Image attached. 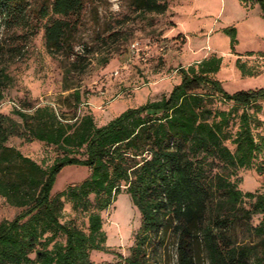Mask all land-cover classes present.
I'll return each mask as SVG.
<instances>
[{
	"label": "trees",
	"instance_id": "trees-1",
	"mask_svg": "<svg viewBox=\"0 0 264 264\" xmlns=\"http://www.w3.org/2000/svg\"><path fill=\"white\" fill-rule=\"evenodd\" d=\"M84 1L0 0V22L35 33L45 21L48 49L70 55L68 38ZM253 1L264 14V0ZM135 6L163 14L168 0H135ZM236 64L243 75L255 74L240 59ZM221 65L213 56L180 66L181 80L169 94L103 125L79 113V89L62 103L60 97L44 105L23 101L14 110L18 119L0 113V196L22 209L0 221V264H150V252L169 234L178 264H203L202 251L208 264H264V191L244 192L233 180L241 169L264 175V159L257 163L264 156V135L257 132L264 88L226 92L215 77ZM10 81L1 69L0 103ZM12 139L44 142L61 154L44 166ZM74 164L87 166V178L53 194L58 174ZM121 193L141 213L135 243L129 256L97 263L92 251H109L102 212ZM66 202L87 215L86 228L62 221Z\"/></svg>",
	"mask_w": 264,
	"mask_h": 264
},
{
	"label": "rangeland",
	"instance_id": "rangeland-1",
	"mask_svg": "<svg viewBox=\"0 0 264 264\" xmlns=\"http://www.w3.org/2000/svg\"><path fill=\"white\" fill-rule=\"evenodd\" d=\"M77 19L68 38L74 52L70 55L48 49L45 21L35 33L8 29L0 22V70L11 77L0 113L18 119L14 110L23 101L44 105L60 97L62 103L79 89V113H91L96 123L103 125L127 108L169 94L181 80L180 66L213 56L222 58L215 77L226 92L264 88V14L261 4L253 0H168L163 14L140 12L135 0H85ZM237 59L255 74L243 75ZM83 64L86 69L79 71ZM260 103L263 110L258 116L263 124L257 132L264 135V101ZM218 105L228 109L232 104ZM11 144L44 166L61 154L55 146L40 141L12 139ZM263 159L260 156L257 163ZM88 175L85 165L65 166L52 193L80 183ZM233 180L244 192L264 191V175L255 167L239 170ZM21 210L0 196V221L14 219ZM102 217L109 251H92V260L101 263L118 260V254L129 256L141 225V213L129 194H119ZM70 220L82 228L88 225L87 215L66 202L62 221ZM258 221V217L253 219ZM201 258L208 264L203 251ZM149 263L178 264L172 234L150 252Z\"/></svg>",
	"mask_w": 264,
	"mask_h": 264
}]
</instances>
